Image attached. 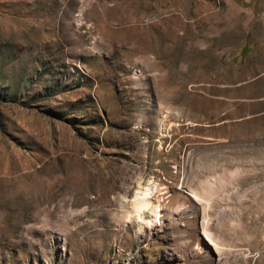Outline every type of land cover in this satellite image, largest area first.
Returning <instances> with one entry per match:
<instances>
[{"label": "rangeland", "instance_id": "374dc122", "mask_svg": "<svg viewBox=\"0 0 264 264\" xmlns=\"http://www.w3.org/2000/svg\"><path fill=\"white\" fill-rule=\"evenodd\" d=\"M239 1L0 0V264H264V7Z\"/></svg>", "mask_w": 264, "mask_h": 264}, {"label": "bare ground", "instance_id": "6f19581e", "mask_svg": "<svg viewBox=\"0 0 264 264\" xmlns=\"http://www.w3.org/2000/svg\"><path fill=\"white\" fill-rule=\"evenodd\" d=\"M140 187H141V189L143 191H138L136 193V196H135V201H136L135 211L139 214V217L141 218V220L146 222L148 220L151 221V219H152V216L151 217L146 216V212L150 211L151 209H156V210H154L155 212H152V214L155 215V219H157L158 215L161 213L159 211L161 205L160 204L159 205H155L153 203V201H151L152 197H153L152 195L154 193L153 188L150 187V184L147 185V186L146 185L142 186L141 182H140ZM156 191L158 193L159 192L162 193V196L164 197V201H167V200L169 201V199L171 197H176V198L184 197V199L187 202H189V203L193 202L190 199L192 197H187L186 195H184V193L178 191V189L160 188V186H158L156 188ZM193 194H195V197L197 198L195 200L198 201V199L201 197V195L198 194V192L197 193H193ZM201 198H200V200H201ZM184 205H187V204H184ZM174 212H178V209L177 210L175 209ZM196 246H197V250H198L199 253L205 252V253H208L210 255H213L214 253L219 254V251H220V247H219L220 245H219L217 239L211 234H207V235L199 237L198 240H197Z\"/></svg>", "mask_w": 264, "mask_h": 264}, {"label": "crops", "instance_id": "0c3cea01", "mask_svg": "<svg viewBox=\"0 0 264 264\" xmlns=\"http://www.w3.org/2000/svg\"><path fill=\"white\" fill-rule=\"evenodd\" d=\"M241 6H262L264 7V0H240ZM249 12V11H248ZM251 18L254 17L253 14H251Z\"/></svg>", "mask_w": 264, "mask_h": 264}]
</instances>
